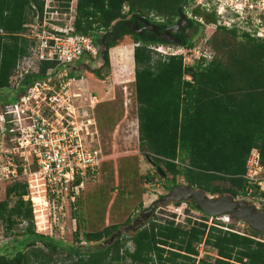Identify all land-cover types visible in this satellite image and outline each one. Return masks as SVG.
I'll return each instance as SVG.
<instances>
[{
  "label": "trees",
  "instance_id": "trees-1",
  "mask_svg": "<svg viewBox=\"0 0 264 264\" xmlns=\"http://www.w3.org/2000/svg\"><path fill=\"white\" fill-rule=\"evenodd\" d=\"M188 1L79 0L77 33L113 29L118 40L131 36L138 45L134 62L140 150L156 164L149 181L164 179L170 192L178 185L177 176H183L192 188L211 195L264 199L260 187L245 179L253 150H259L264 165V41L248 37L246 44H236V31L220 28L210 41L213 58L185 66L182 56L164 59L149 49L164 43L132 35L125 26L133 18L150 20L153 12L166 13L173 24ZM33 3L40 5L41 0H0V89L9 86L14 68L31 46L23 35ZM126 5L131 16L122 19ZM196 15L203 14L200 10ZM204 17L208 23L217 21L212 14ZM113 36L110 42L106 36L105 45L97 41L105 46L104 66L91 73L98 79L110 65V50L118 42ZM184 47L193 49L196 44ZM50 66L45 64L43 72ZM158 167L173 178L163 177ZM28 195V185L17 182L7 187L6 201L0 203L6 235L14 236L11 245L0 251V264H264V243L259 238L264 233L251 226L252 234L243 236L203 222L181 225L155 217L112 242L120 226L88 232L76 211L75 244L66 243L57 235L36 232L32 203L25 200ZM24 223L27 226L16 233ZM132 223L129 220L127 226ZM106 235L110 239L104 243ZM200 243L215 250L217 258H200Z\"/></svg>",
  "mask_w": 264,
  "mask_h": 264
},
{
  "label": "built area",
  "instance_id": "built-area-1",
  "mask_svg": "<svg viewBox=\"0 0 264 264\" xmlns=\"http://www.w3.org/2000/svg\"><path fill=\"white\" fill-rule=\"evenodd\" d=\"M78 2L32 4L23 35L31 46L14 68L9 86L0 89V185H28L25 200L32 203L36 232L45 236L60 237L66 215L78 211L87 179L105 161L96 118L100 98L81 75L104 65L95 34L106 31L77 33ZM197 9L217 19L206 24L201 18L203 25L237 29L242 38L264 41V0H194L187 17L192 19ZM196 48L149 47L164 59L182 56L185 66L211 59ZM45 64L51 66L43 72ZM245 179L264 192V165L257 149L249 157ZM205 216L203 223L209 227L250 236L232 228L231 215ZM8 241L0 237V244Z\"/></svg>",
  "mask_w": 264,
  "mask_h": 264
},
{
  "label": "rangeland",
  "instance_id": "rangeland-1",
  "mask_svg": "<svg viewBox=\"0 0 264 264\" xmlns=\"http://www.w3.org/2000/svg\"><path fill=\"white\" fill-rule=\"evenodd\" d=\"M188 8L189 6H187L185 12L188 11ZM130 10L131 7L126 5L122 13V19L130 18ZM197 11L199 13L200 9H197ZM201 13L207 24V20L204 17L205 12L201 11ZM168 17L166 13L157 14L153 12L149 14V18L152 21L168 20ZM198 17L201 16L198 15ZM30 19L31 13H29V21ZM114 24L116 23L114 22L112 26ZM98 25H100V22L95 24V26ZM219 30V28L216 29L211 25H203L200 31L201 34L197 39L196 50L200 53L206 51L213 56L211 54L213 49L209 39L214 32L217 33ZM236 34L237 36L234 38V41L238 42L236 44L247 43L246 38L239 36V31H236ZM102 37L103 35L95 34L98 42L99 40L102 41ZM231 43L233 44L234 42L231 41ZM115 44L116 46L110 50V65L104 69L103 79H98L92 76L93 74L86 72L81 75L100 98V104L96 109V118L105 158L101 170L93 177L87 179L78 206L77 214L82 218L84 229L88 232L104 231L116 225L120 226L121 230L126 229L130 227L127 226L129 220H133L131 226L134 225L144 211L151 208L154 203L169 193L165 189L166 183L164 179L156 178L149 181L148 175H154L155 169L140 150L134 62L136 44L131 36H126ZM185 48L188 49V47ZM102 50H105V46H102ZM192 54L199 56L195 52H192ZM165 178L172 179L173 175L166 174ZM176 180L178 185H189L183 176H177ZM224 185L222 184V186ZM8 186L0 185V203L6 201V189ZM207 194L214 197L220 196V194ZM236 200L248 202L250 205L256 206L260 211L264 210V207H259L260 201H264L259 195L254 197L239 195ZM35 202L39 203L40 199L36 198ZM191 203L193 202L183 201L180 205L173 203L159 205L146 220L145 224L155 217L157 219L175 221L176 224L181 225L188 224L189 220L193 223L208 220L200 211L193 209ZM75 213L69 212L66 215L68 216L66 217L67 223L59 230L61 239L70 244H75V233L79 226L78 220L75 222ZM230 218L232 228L237 232L252 234L249 224L233 216H230ZM26 226L27 224L24 223L17 227L16 233H21ZM0 237H11L12 239L8 238L9 241L7 243L0 244V251L11 245L14 240V236L6 235V226L1 218ZM259 238L264 240V235L259 236ZM109 239L110 237L106 235L102 242L106 243ZM83 245L88 246L86 243H83ZM127 245L129 247L132 246L130 242ZM199 250L200 258H217V252L210 247L204 245Z\"/></svg>",
  "mask_w": 264,
  "mask_h": 264
},
{
  "label": "water",
  "instance_id": "water-1",
  "mask_svg": "<svg viewBox=\"0 0 264 264\" xmlns=\"http://www.w3.org/2000/svg\"><path fill=\"white\" fill-rule=\"evenodd\" d=\"M179 12L181 16L180 25L181 22L186 19L183 12V6L180 8ZM141 22L144 24V29H148L155 34L159 33V27L157 25L151 24L147 19H143ZM164 41L175 43L172 39H165ZM104 54L105 51L102 50V55L104 56ZM152 164L153 166H156L155 163ZM157 169L163 177H166V174L160 167ZM183 201H192L195 207L207 216L220 217L224 215H231L242 222H246L255 231L264 233V210L260 211L256 206L250 205L248 202L237 201L231 195H220L214 197L209 196L203 190L194 189L189 185H177L161 200L154 203L151 208L144 211L140 218L135 221L134 225L118 232L115 236H113L111 241L113 242L127 232L139 230L145 224L146 220L153 214L157 206L168 203H181ZM259 207H264V201H260Z\"/></svg>",
  "mask_w": 264,
  "mask_h": 264
},
{
  "label": "flooded vegetation",
  "instance_id": "flooded-vegetation-1",
  "mask_svg": "<svg viewBox=\"0 0 264 264\" xmlns=\"http://www.w3.org/2000/svg\"><path fill=\"white\" fill-rule=\"evenodd\" d=\"M193 2H194V0H189L188 2H186L183 5V12L186 16V19L183 20L180 25H179L180 20H181L180 12H179V17L176 18L175 23H173V24L168 23V20H166V19H161L158 21L148 20V21H150L151 24L157 25L159 27V33L158 34H155L148 29H144V24L141 22L144 18H135V19L133 18L130 21L126 22L125 26H126L127 30H129V32L132 35L139 36L140 38H142L144 40L157 39L161 43L171 44V45L179 46V47H184L187 44L188 45L189 44H193V45L197 44V39L200 36V31L203 28V24L199 20L201 18L203 19V16L198 17L196 15L197 10H195L194 14H193L195 16H193V18L190 19L187 17L186 12H185L187 6H189ZM206 15H211V14L206 13ZM204 23H206V22L204 21ZM137 25H138V27H137ZM218 28L220 29V28H224V27L218 25L216 27V29H218ZM233 31H237V29H233ZM215 34H216V32H214L212 34V36H210V39H212L211 37H213ZM113 35H114L113 29L110 30L108 33L106 32L103 35L101 42H103V44H104L106 36H108V41L110 42ZM113 38H114V40L119 41L115 35L113 36ZM159 38L163 39V40H160ZM165 39H172V40H174L175 43L165 42L164 41ZM210 39H209V42L211 41ZM207 55H209L210 58H213V56L210 55L209 53H207Z\"/></svg>",
  "mask_w": 264,
  "mask_h": 264
}]
</instances>
